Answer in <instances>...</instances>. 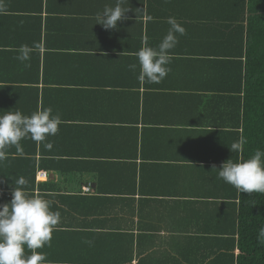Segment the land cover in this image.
<instances>
[{
    "label": "crops",
    "instance_id": "crops-1",
    "mask_svg": "<svg viewBox=\"0 0 264 264\" xmlns=\"http://www.w3.org/2000/svg\"><path fill=\"white\" fill-rule=\"evenodd\" d=\"M115 3L0 0V115L51 108L62 120L45 142L8 149L0 204L20 176L51 201L61 222L37 251L52 264H210L238 204L218 169L242 160L229 149L241 137L240 46L226 38L242 11L236 0H129L128 19L106 30L96 17ZM169 16L186 30L171 71L141 82L136 53L158 46Z\"/></svg>",
    "mask_w": 264,
    "mask_h": 264
},
{
    "label": "clouds",
    "instance_id": "clouds-1",
    "mask_svg": "<svg viewBox=\"0 0 264 264\" xmlns=\"http://www.w3.org/2000/svg\"><path fill=\"white\" fill-rule=\"evenodd\" d=\"M126 5L129 0H116L114 7L106 6L97 14V23L106 30L116 29L118 22L128 19L126 14L130 6ZM148 19L153 18L149 16ZM167 23L169 30L158 46L150 47L145 41L136 53L140 66L137 79L141 82L160 83L171 71L168 65L172 50L186 30L174 16H169ZM30 51L28 45H21L17 59L29 60ZM129 68L134 71L136 65H129ZM61 123V117L52 115L51 108L38 109L30 116L20 111H5L0 115V161L7 158L8 149L13 146L22 154L20 141L24 138L45 142L47 137L57 134ZM246 143V138L241 136L229 149L240 152ZM51 146L45 144L46 148ZM218 176L241 193H264V150L256 149L247 160H227L218 169ZM27 184L25 177L20 176L12 188L10 202L0 204V264H52L46 254L37 249L50 246L52 234L61 222V213L53 211L51 201L42 195H29ZM257 241L264 245V226L258 230ZM85 242L91 246V241Z\"/></svg>",
    "mask_w": 264,
    "mask_h": 264
},
{
    "label": "trees",
    "instance_id": "trees-1",
    "mask_svg": "<svg viewBox=\"0 0 264 264\" xmlns=\"http://www.w3.org/2000/svg\"><path fill=\"white\" fill-rule=\"evenodd\" d=\"M242 11L241 23L226 30V38L239 42V66L243 83L241 136L242 160L256 149L264 150V0H236ZM238 204L233 205L227 223L232 238L224 240V252L213 254L210 264H264V245L257 233L264 226V193L238 191Z\"/></svg>",
    "mask_w": 264,
    "mask_h": 264
}]
</instances>
